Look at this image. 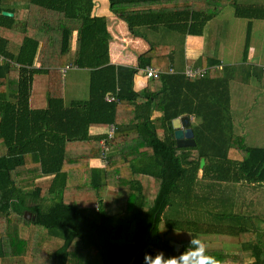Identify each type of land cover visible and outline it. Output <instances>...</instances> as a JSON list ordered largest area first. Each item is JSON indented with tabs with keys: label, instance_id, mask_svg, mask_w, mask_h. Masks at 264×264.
<instances>
[{
	"label": "trees",
	"instance_id": "trees-1",
	"mask_svg": "<svg viewBox=\"0 0 264 264\" xmlns=\"http://www.w3.org/2000/svg\"><path fill=\"white\" fill-rule=\"evenodd\" d=\"M109 1L111 11L135 34L146 26L202 35L217 14L202 10L210 0ZM8 2L28 7V16L14 54L3 30L14 21L3 11L13 9L0 0V142L6 146L0 155L1 264L21 255L29 264H129L147 239L132 263L145 264L150 246L174 258L193 249L197 233L218 227L227 231L182 214L196 209L202 180L208 179L206 185L213 180L264 183V148L248 146L234 132L229 84L235 66L190 78L172 71L171 44L153 42L139 55L137 66L116 65L110 60L107 19L93 14L94 0ZM163 2L175 9L139 8ZM195 4L201 9L193 8ZM234 5L237 16L249 19L243 54L247 60L251 21L264 19V4ZM70 65L89 69V97L66 104L61 68ZM148 65L162 73L136 90L134 76L141 69L145 73ZM35 73L49 75L45 108L29 105ZM258 78H264L263 69ZM108 93L117 101L107 100ZM183 115L194 116V146H177L173 119ZM110 124L117 129L108 142L109 161L104 168L91 167L90 159L101 155L103 134L92 135L90 127ZM110 186L127 191L122 211L113 214L103 200ZM88 198L91 211L81 207ZM174 204L186 209L169 213ZM26 211L31 218L25 217ZM21 227H26L25 235ZM172 230L191 234L179 250L167 235ZM2 236H9L13 246L10 258L4 257L9 254ZM256 243L252 264H263L264 251Z\"/></svg>",
	"mask_w": 264,
	"mask_h": 264
},
{
	"label": "crops",
	"instance_id": "crops-1",
	"mask_svg": "<svg viewBox=\"0 0 264 264\" xmlns=\"http://www.w3.org/2000/svg\"><path fill=\"white\" fill-rule=\"evenodd\" d=\"M8 1L9 0H5V2H7V7L13 9L8 12L12 13L14 21L12 27L3 30L5 35L9 38V43L7 44L8 50L17 54L20 49L18 40L20 41V33L23 29V23L28 16V7L25 5L9 4ZM94 2L93 14L105 16L107 19L111 63L116 65L137 66L139 63V55L150 49L151 42L156 44H171L175 49V43H178L177 41L179 39V42L182 41L183 49H181L180 54H177L175 51V68H173L172 71L181 72L187 64L212 67L217 72L225 67L235 66V68L232 69L234 75L229 84L234 132L243 138L245 136V138H247L246 144L248 146L264 148V115L261 114V112L264 111V78L262 80H259L258 78L263 69L262 67L264 66V59L260 57L263 54L257 53V50L262 52L261 47L257 46L253 50H248L247 56L253 57L254 59L234 62L235 64L232 65L233 63H227L221 56V53L225 54L227 52L223 46L220 47V44H222L221 40L217 41V37L215 41L210 42V39L208 38V30H211V23L214 17L207 22L202 35L181 34V36L178 37L179 35H177V32L170 30L166 31L163 30V28L154 31V29L146 26L138 27L136 29L137 33L140 34L139 35L131 32L127 22L111 11L109 0H94ZM248 2L249 4H264V0H250ZM168 6H171L172 8ZM168 6L167 2H163L146 4L139 8L157 7L154 9L155 11L175 9L172 5ZM180 8H184V6ZM193 8L197 9L196 7ZM259 20L264 21V19ZM251 22L252 28L250 40L254 27L255 30L258 29L256 20L253 19ZM260 26L264 27V25L261 24ZM222 33H225V28L222 29ZM161 34H164L166 37L165 40L167 41H162L160 37ZM75 36L76 32L74 33V37ZM73 46H75V42ZM234 56L238 55L234 53ZM34 66L40 68L41 63L35 61ZM71 69L75 71H87L81 73L90 77L89 69L70 65L61 68L63 80H66L69 77V70ZM76 73L77 72H73V74ZM141 73L142 69L134 76V86L136 90H142L147 85L148 81L151 80L148 79L144 73ZM239 74L240 77L244 75L241 79L244 84L236 83V77ZM66 88L67 85H63V99L66 104H69L72 100L79 99L70 98L68 100L66 97ZM48 89L49 75L47 73H35L33 75L29 97V105L32 109L47 107ZM242 107L252 108L245 117V125L242 124V121L244 120L241 119ZM107 129L108 126H92L90 127V133L92 135L103 134L104 137ZM238 132H240V134ZM4 148H6V146L0 142V155L6 153V149ZM89 164L91 167L95 168H104L107 165L103 162L101 156L91 158ZM200 174L202 173L200 172ZM47 179L49 178H41V181H47ZM207 180H202L200 185L197 186V199H194L200 200V202L198 201L199 203H195L196 209L191 213L189 218L196 219L206 225L210 223L223 225L224 229L228 232L218 231L221 229V227H218L210 228L216 231L208 230L197 233V240L204 245L202 264L203 261L204 264H208L209 261H212L213 264H252L256 259L253 254V250L257 247L256 242H258L259 248L264 251V208H259V210L258 207H252V205L262 197L264 183H249L243 180H213L211 184L206 185L205 181ZM47 182L49 183V181ZM252 191H254L255 194L250 195L249 193ZM126 194L127 191L125 189L110 186L105 198H103L107 211L110 213L113 211L112 214L122 211ZM246 195L250 198V202H247L246 200L240 202L241 197L243 198ZM251 196H253V198H251ZM94 199L97 202L98 200H101L98 196H95ZM202 202H204L205 205H202V208H207L208 213H204L202 210L200 211ZM258 218H260V220ZM207 219L208 221H206ZM2 227L4 229L5 224ZM20 232L25 235L26 227H21ZM232 232H237L239 234L234 235ZM167 235L169 238H172L171 241L181 243V247L191 238L190 232L181 230H172L168 232ZM2 238L4 242V251L6 254H9L4 255V257L10 258L13 251L10 238L9 236H2ZM7 260H9L8 263L5 261H3V263L29 264V258L24 255ZM1 262L2 260L0 259V264Z\"/></svg>",
	"mask_w": 264,
	"mask_h": 264
},
{
	"label": "rangeland",
	"instance_id": "rangeland-1",
	"mask_svg": "<svg viewBox=\"0 0 264 264\" xmlns=\"http://www.w3.org/2000/svg\"><path fill=\"white\" fill-rule=\"evenodd\" d=\"M250 0H210L209 5L205 8L206 11H212L215 10L217 14L215 17L212 19L211 23V30H208V38L211 41H215V39L218 37V40H221L220 47L223 46L225 48V51H227L225 54L221 53V56L223 59L226 60L227 63H233L234 62H241L243 60V54H244V49H245V44H246V36H247V22L248 18L240 17L236 15V8L234 3H242V4H249ZM172 4H176V2H173ZM197 9L198 6H195ZM256 24L258 29L255 30V27L253 29L252 35H251V40H249V48L248 50H253L255 47L259 46L261 47V51L257 50V53L263 54L260 56L262 59H264V27L260 26L264 25L263 20L255 19ZM226 27H227V32H226ZM213 28V30H212ZM225 28V33H222V29ZM178 35V34H177ZM179 35L178 37H180ZM161 39L162 41H167L165 40L164 34H161ZM178 39V38H177ZM227 39V40H226ZM178 43H175V51L177 54L181 53V49H183V44L182 41L179 42V39L177 41ZM234 53L238 56H234ZM248 54V51H247ZM247 59H254L253 57H248ZM211 71V70H210ZM73 72H77L76 74H73ZM81 72H87V71H75L73 69L69 70V77L66 80L63 81V85H67L66 88V97L68 100L74 99V98H79V99H87L89 97V76L83 75ZM217 73L216 70H213V73ZM87 74V73H86ZM142 74V73H141ZM242 75L240 77V74L236 77V83L237 84H244L242 83ZM255 108V107H254ZM253 108V109H254ZM252 108L251 107H242V114H241V119L244 120L242 121V124L245 122V117L248 115ZM261 114L264 115V111L261 112ZM244 116V117H243ZM192 120V119H191ZM240 130V129H239ZM243 130V129H242ZM241 131V130H240ZM240 134V132H238ZM242 135V134H241ZM244 135V134H243ZM245 138V136H244ZM245 143H247V138ZM6 149V148H4ZM112 154V153H111ZM111 156V155H110ZM47 185V181H41ZM250 195L255 194L254 191L249 193ZM80 197V194L78 195ZM260 197V196H259ZM258 197V198H259ZM253 198V196H251ZM257 198V199H258ZM246 200L247 202H250V198L246 195L243 198L241 197L240 202H243ZM254 203V202H253ZM82 204V202H81ZM202 205H204V202L201 204L200 211L204 213H208L207 208H202ZM92 201L90 198L86 199L84 204L81 207L86 208L88 211H91L92 208ZM205 206V205H204ZM258 207L263 209L264 208V191L262 192V197H260L253 205L252 207ZM209 207V206H206ZM186 208L183 206H180L179 204H174V206L169 208L168 212L170 213L171 211H178V210H185ZM260 210V209H259ZM112 211V210H111ZM113 212V211H112ZM191 213L193 211H188L186 210L183 214V218H188L191 216ZM211 215V214H210ZM260 220V218H258ZM208 221V219L206 220ZM163 229V227H162Z\"/></svg>",
	"mask_w": 264,
	"mask_h": 264
},
{
	"label": "built area",
	"instance_id": "built-area-1",
	"mask_svg": "<svg viewBox=\"0 0 264 264\" xmlns=\"http://www.w3.org/2000/svg\"><path fill=\"white\" fill-rule=\"evenodd\" d=\"M0 58L2 59V57L0 56ZM264 70V66L262 67ZM212 67H204V66H196V65H192V64H187L183 70V73H185L186 76L190 77V78H199L204 76L205 74H207L210 70H212ZM214 70V69H213ZM144 75L148 78V79H154L157 78L162 72L153 67V66H146L144 68ZM106 99L107 100H112V101H117L116 97L113 94L108 93L106 95ZM194 116H191V119H193ZM116 125L115 124H110L108 126L107 132L105 133V136L102 138L101 140V159L103 160V162H105L106 164L109 161L110 155H111V146L109 145V141L113 138V136L115 135L116 132ZM159 254V256H165L164 251L156 246H150L149 248V256L154 257L155 255Z\"/></svg>",
	"mask_w": 264,
	"mask_h": 264
},
{
	"label": "water",
	"instance_id": "water-1",
	"mask_svg": "<svg viewBox=\"0 0 264 264\" xmlns=\"http://www.w3.org/2000/svg\"><path fill=\"white\" fill-rule=\"evenodd\" d=\"M3 14L7 15V16H12V13L8 12V11H3ZM176 121L178 122V124L176 123ZM173 127L175 128L174 135H175L178 147H187V146L196 145V141L194 138V131H193V128L191 127V119H190L189 115H183V116H179V117L173 119ZM204 165H205V158L202 157L201 162H200V167L203 168ZM25 217L31 218L32 213L30 211H26ZM33 218H35V217H33ZM146 242H147V239L141 243L138 251L133 256V258L131 259L129 264L133 263V261L136 259L138 254L142 251V249L146 245ZM171 243L175 246L176 250H179V248L182 245L179 242L171 241Z\"/></svg>",
	"mask_w": 264,
	"mask_h": 264
},
{
	"label": "clouds",
	"instance_id": "clouds-1",
	"mask_svg": "<svg viewBox=\"0 0 264 264\" xmlns=\"http://www.w3.org/2000/svg\"><path fill=\"white\" fill-rule=\"evenodd\" d=\"M191 244L194 246L192 250L188 251L187 254L182 251L178 255H175L174 258L172 256H159V254L154 257L146 255L145 264H201L204 245L195 239L191 241ZM208 264H213V262L209 261Z\"/></svg>",
	"mask_w": 264,
	"mask_h": 264
},
{
	"label": "bare ground",
	"instance_id": "bare-ground-1",
	"mask_svg": "<svg viewBox=\"0 0 264 264\" xmlns=\"http://www.w3.org/2000/svg\"><path fill=\"white\" fill-rule=\"evenodd\" d=\"M176 123L178 124V122L176 121Z\"/></svg>",
	"mask_w": 264,
	"mask_h": 264
}]
</instances>
